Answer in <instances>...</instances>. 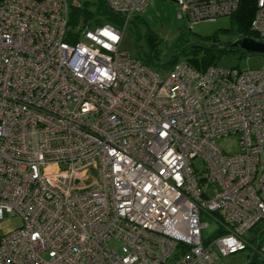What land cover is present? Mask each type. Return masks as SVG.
Returning <instances> with one entry per match:
<instances>
[{
    "label": "built area",
    "instance_id": "built-area-1",
    "mask_svg": "<svg viewBox=\"0 0 264 264\" xmlns=\"http://www.w3.org/2000/svg\"><path fill=\"white\" fill-rule=\"evenodd\" d=\"M152 1L104 0L121 27L71 29L75 0H0V219L22 221L0 264H264V69L131 59L122 33ZM175 3L190 30L240 0ZM250 31L264 43V0Z\"/></svg>",
    "mask_w": 264,
    "mask_h": 264
},
{
    "label": "rangeland",
    "instance_id": "rangeland-1",
    "mask_svg": "<svg viewBox=\"0 0 264 264\" xmlns=\"http://www.w3.org/2000/svg\"><path fill=\"white\" fill-rule=\"evenodd\" d=\"M82 8L95 13L100 4V0H75ZM178 6L170 0H153L144 13L136 18V22L129 23L122 33L120 42V51L129 54L131 59L138 57L140 49H146L145 37L147 34H153L158 41L159 50L161 51V62L165 61L171 54L175 53L176 40L180 36H184V42L189 44L193 41L209 42L211 39H216L217 44H231L240 36L236 31V26L230 17H220L215 21L199 22L192 26L189 30L187 20L178 17ZM251 38L255 39L254 34ZM183 42V43H184ZM181 45V42H179ZM220 65L227 68H236L239 70H259L264 69V55L261 54H245L240 51H235L227 54ZM223 151L229 155L237 154L238 137L229 136L217 141ZM194 167L198 172L204 169L203 163L199 159L193 161ZM92 178L97 177V173L92 171ZM90 181L86 182V185ZM259 197L264 201V190L259 192ZM201 222L208 226L203 230V238L209 237L214 226L209 217L201 215ZM22 225L20 218L9 216L0 219V237L5 236ZM259 229L264 228V223L258 225ZM253 233H248L247 237L253 236ZM251 252L246 250L231 256L221 257L217 264H250Z\"/></svg>",
    "mask_w": 264,
    "mask_h": 264
},
{
    "label": "trees",
    "instance_id": "trees-1",
    "mask_svg": "<svg viewBox=\"0 0 264 264\" xmlns=\"http://www.w3.org/2000/svg\"><path fill=\"white\" fill-rule=\"evenodd\" d=\"M255 4L256 0H240L237 11L229 16L236 26V31L240 38H251L253 34L250 31V23L254 17ZM138 16L132 18L129 23H135ZM122 22V18L108 10L104 0H100V4L95 13H91L81 6L80 8H72L69 12V26L71 29H75L80 25L98 27L108 24L121 27ZM145 41L146 49L139 50L136 60L154 71L168 70L177 62L182 61L191 69L202 72L210 66L219 65L227 54L237 51L232 48L230 42L217 44L216 39H211L209 42L196 40L187 44L184 42V36H180L176 40L175 53L161 62V51L158 49L157 38L153 34H147ZM179 42H181V45H179ZM217 230L214 228L210 236L218 235L219 232ZM254 232L256 231L254 230ZM250 264H257L254 258H251Z\"/></svg>",
    "mask_w": 264,
    "mask_h": 264
},
{
    "label": "water",
    "instance_id": "water-1",
    "mask_svg": "<svg viewBox=\"0 0 264 264\" xmlns=\"http://www.w3.org/2000/svg\"><path fill=\"white\" fill-rule=\"evenodd\" d=\"M175 2V0H170ZM232 48L245 54L264 55V43L255 41L253 38L241 37L231 44Z\"/></svg>",
    "mask_w": 264,
    "mask_h": 264
},
{
    "label": "snow or ice",
    "instance_id": "snow-or-ice-1",
    "mask_svg": "<svg viewBox=\"0 0 264 264\" xmlns=\"http://www.w3.org/2000/svg\"><path fill=\"white\" fill-rule=\"evenodd\" d=\"M113 39H115V37H113Z\"/></svg>",
    "mask_w": 264,
    "mask_h": 264
}]
</instances>
